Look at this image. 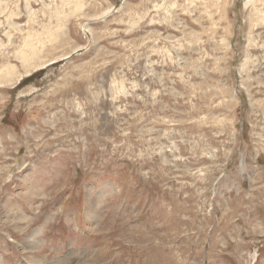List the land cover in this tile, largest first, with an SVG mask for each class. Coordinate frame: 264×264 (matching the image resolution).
<instances>
[{
  "label": "rangeland",
  "instance_id": "rangeland-1",
  "mask_svg": "<svg viewBox=\"0 0 264 264\" xmlns=\"http://www.w3.org/2000/svg\"><path fill=\"white\" fill-rule=\"evenodd\" d=\"M263 14L0 0V264H264Z\"/></svg>",
  "mask_w": 264,
  "mask_h": 264
},
{
  "label": "bare ground",
  "instance_id": "bare-ground-1",
  "mask_svg": "<svg viewBox=\"0 0 264 264\" xmlns=\"http://www.w3.org/2000/svg\"><path fill=\"white\" fill-rule=\"evenodd\" d=\"M263 13V12H262ZM263 19H264V14H263ZM27 51V50H26ZM29 52L31 53V54H33L34 53V51H33V48L31 47V46H29ZM30 55V54H29ZM26 52H20L19 54H18V58L22 61V63H23V65L25 66V63H26V61H27V59H28V56H29ZM30 56H33V55H30ZM27 64V63H26ZM5 70H9V68L7 69V68H4L3 67V69H0V72H1V75H0V84L1 83H4L5 82V84H6V82H9V81H11L12 79L11 78H7V77H10V76H7L6 75V72H5ZM27 75V74H26ZM7 78V79H6ZM163 83V82H162ZM104 193V192H103ZM103 196V195H102ZM39 232V231H38ZM37 232V233H38ZM35 235V234H34ZM31 242V241H30ZM33 243V242H32ZM34 244H35V246L33 247L35 250H36V253L35 254H37L38 255V262H40L41 264H44V262H43V259L45 258V255L41 252V250H40V246L37 244V243H35V241H34ZM25 245V244H24ZM26 246V245H25ZM36 256V255H35ZM37 257V256H36ZM62 262L63 261H57V262H55V264H62ZM65 264V263H64Z\"/></svg>",
  "mask_w": 264,
  "mask_h": 264
},
{
  "label": "water",
  "instance_id": "water-1",
  "mask_svg": "<svg viewBox=\"0 0 264 264\" xmlns=\"http://www.w3.org/2000/svg\"><path fill=\"white\" fill-rule=\"evenodd\" d=\"M242 163H243V158H242V161L240 162V164H241V168H242V171H243V167H244V165H243Z\"/></svg>",
  "mask_w": 264,
  "mask_h": 264
}]
</instances>
